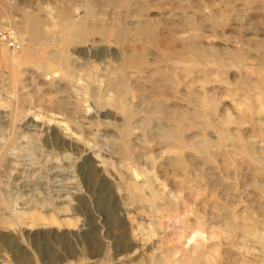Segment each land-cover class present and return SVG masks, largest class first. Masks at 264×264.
I'll return each instance as SVG.
<instances>
[{
  "label": "rangeland",
  "instance_id": "rangeland-1",
  "mask_svg": "<svg viewBox=\"0 0 264 264\" xmlns=\"http://www.w3.org/2000/svg\"><path fill=\"white\" fill-rule=\"evenodd\" d=\"M3 28L0 264H264V0H0Z\"/></svg>",
  "mask_w": 264,
  "mask_h": 264
},
{
  "label": "built area",
  "instance_id": "built-area-1",
  "mask_svg": "<svg viewBox=\"0 0 264 264\" xmlns=\"http://www.w3.org/2000/svg\"><path fill=\"white\" fill-rule=\"evenodd\" d=\"M0 42L11 47L13 50H17L20 47L18 40L8 28L0 29Z\"/></svg>",
  "mask_w": 264,
  "mask_h": 264
},
{
  "label": "bare ground",
  "instance_id": "bare-ground-1",
  "mask_svg": "<svg viewBox=\"0 0 264 264\" xmlns=\"http://www.w3.org/2000/svg\"><path fill=\"white\" fill-rule=\"evenodd\" d=\"M91 49H92V48H91ZM26 53H27V52H26ZM105 82H106V81H105ZM103 90H104V89H103ZM121 106H122V105H121ZM121 106H120V107H121ZM123 106H124V105H123ZM157 106L161 107V105H159V103H157ZM120 107H119V108H120ZM160 111H161V110H160ZM125 112H126V111H125ZM165 130H166V128H165V125H164V127H163V132H164ZM53 134H54V133H53ZM164 134H165V133H164ZM173 135H174V133H173ZM194 236H195V234H194V235L192 234L191 237H189L188 241H189V240H192V239L194 238Z\"/></svg>",
  "mask_w": 264,
  "mask_h": 264
}]
</instances>
